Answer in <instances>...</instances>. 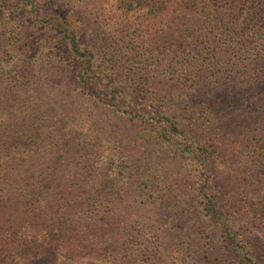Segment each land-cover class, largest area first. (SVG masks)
Segmentation results:
<instances>
[{"label": "trees", "instance_id": "trees-1", "mask_svg": "<svg viewBox=\"0 0 264 264\" xmlns=\"http://www.w3.org/2000/svg\"><path fill=\"white\" fill-rule=\"evenodd\" d=\"M222 1L243 22H205L204 38L223 40L214 49L227 70L251 83L246 100L225 92L223 111L235 109V121L223 116L217 141L197 127L210 95H171L164 73H133L115 45L134 28L156 32L163 19L169 38L188 43L198 26L193 0H74L67 11L68 1L0 0V61L8 62L0 64V264H26L48 244L69 264H182L185 252L194 264H231V248L264 264V55L244 58L250 47L264 50V2ZM81 7L96 13L97 29ZM215 57L210 50L204 67ZM253 147L251 161H236ZM54 205L63 214L41 223L36 212ZM13 208L33 219L12 220ZM247 234L263 248L248 253Z\"/></svg>", "mask_w": 264, "mask_h": 264}, {"label": "rangeland", "instance_id": "rangeland-1", "mask_svg": "<svg viewBox=\"0 0 264 264\" xmlns=\"http://www.w3.org/2000/svg\"><path fill=\"white\" fill-rule=\"evenodd\" d=\"M60 1H68L70 5L64 6V11L73 9L74 0H60ZM264 2V0H262ZM193 12V21L197 23V27L193 28L190 35V41L184 45L181 43H177L175 37H168L175 33L172 29L169 32V35H166L164 30V25L168 22L167 19H163L162 23L156 28V32L141 29V28H134L130 35L125 36L123 39H117L115 45H118L119 49V58L123 59V63L126 64L128 69H134L133 73L141 76L145 74L146 71L150 70V75H162L164 73V77L171 81L169 87V93L176 94L183 100L187 95H193V98L196 101H199L200 96L210 95V100L206 101L205 109L200 110L197 114V127L201 130H204L207 134H211L212 140L223 141V116H227L230 119V122L235 121L233 118L235 116V109H232L226 113L223 111L224 107V98L225 92L228 90L234 91L237 98L241 99L245 97V100L248 98V93L246 91V85L251 83L249 81L251 77L249 76H242L241 73H236L230 70L225 66V62L223 61V51H218L214 49V46L218 45L220 49H223V40L216 41L215 45L209 43L206 40L204 31L203 23H215L219 17L229 18V16H241L240 22H243L244 13L241 10H229V5L223 2L222 0H193L191 3ZM202 7L207 8L204 12L200 9ZM74 11H77L74 9ZM78 11L85 17L88 21L89 25L93 26L97 29V23L100 22V19L96 15L95 12L92 10H88L85 7H81ZM204 15V18L201 15ZM201 16V18H200ZM144 36L142 37L143 44L138 43L135 41V36ZM218 38H216L217 40ZM112 42V41H111ZM147 47V51L144 50ZM89 46V44H87ZM108 46L113 45L112 43L107 44ZM150 45H155V47L151 48ZM149 46V47H148ZM91 47V46H90ZM94 49V47H92ZM17 50V49H16ZM15 50V51H16ZM213 51L216 54L214 59V66L212 68L204 67L206 59L208 58V52ZM107 52V51H106ZM245 57L248 62L252 61L255 57H259L260 55H264V50L261 46H253L250 47L249 50H246ZM21 58V55H17ZM189 56V62L194 70H186L183 68L182 64L184 62V57ZM98 57V56H97ZM8 63L3 58L0 61V64ZM185 63V62H184ZM169 65L173 67L172 70H169ZM182 68V69H181ZM172 73V74H171ZM163 77V76H162ZM249 81V82H248ZM60 105H57L53 110L55 112V118L62 124V117H64V111L58 110ZM247 110H250V106H248ZM96 108L89 106L87 109V114L89 115H96ZM244 115L248 116V111L243 113ZM47 115L53 117V112L48 113ZM249 117V116H248ZM241 119H244L241 116ZM48 121V120H44ZM50 123L45 122L44 126H51L53 120H49ZM228 123V122H227ZM24 141V139L20 138L19 144ZM254 146V143H252ZM256 147H253L249 154L246 157L240 155L237 157L236 161L245 160L251 161L252 156L251 152L254 151ZM223 150V149H222ZM220 151L222 156V165H223V151ZM18 156L16 153H13L12 156ZM29 157L28 154H26ZM12 177V174H8ZM2 207V205H0ZM19 208L21 207L18 206ZM62 205H54V207L50 206L45 211L38 210L36 214L38 215V219L41 223L48 225L52 221L59 219L60 215L63 214ZM21 209V208H20ZM13 211V212H12ZM12 214L10 217L12 220H20L25 221L29 219H33V217H29L27 214H20L15 208L12 210ZM4 214V213H2ZM42 214V215H40ZM36 217V216H35ZM11 221V220H10ZM48 223V224H47ZM253 234H247L246 239L248 240L249 252L257 251L256 249H262V243L254 237ZM154 238V237H152ZM258 240V241H256ZM221 241V240H220ZM182 243V242H181ZM203 244H209L208 240L204 239ZM41 245V244H40ZM209 246V245H208ZM223 247L224 244L221 243ZM58 249V248H57ZM57 249L55 250L54 244L48 245H41L39 246L36 253L37 255H33L34 257L31 258L26 264H69L65 260L67 258L58 255ZM3 251V250H2ZM0 249V253L2 252ZM233 254L231 255V264H249L248 259L246 257H239L236 258L237 253L231 248ZM109 252V251H107ZM110 254L108 253H101V259H106L109 257ZM98 257L99 254H97ZM68 257V256H67ZM124 256H120L121 262L124 260ZM138 257L136 260H140ZM13 261H5L3 264H9ZM101 261V260H100ZM108 261L107 259L104 262ZM183 261L182 264H194V260H192L190 253L185 252L183 254ZM13 262V264H15ZM87 264H95V262L88 261ZM105 264V263H102Z\"/></svg>", "mask_w": 264, "mask_h": 264}]
</instances>
